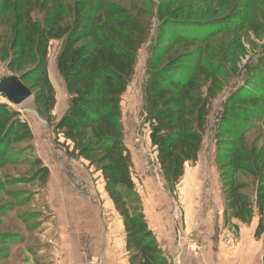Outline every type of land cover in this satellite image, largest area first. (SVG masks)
<instances>
[{
    "label": "rangeland",
    "instance_id": "obj_1",
    "mask_svg": "<svg viewBox=\"0 0 264 264\" xmlns=\"http://www.w3.org/2000/svg\"><path fill=\"white\" fill-rule=\"evenodd\" d=\"M110 1L137 16L147 28L134 75L122 96L121 119L133 160L132 207L145 216L162 252L174 264H263L264 233L255 236L259 217L256 214L251 222L244 223L225 212L223 170L216 157L217 128L224 103L243 87L256 91L258 84L264 83V73L251 74L264 66V0ZM63 2L72 5L74 0ZM161 5L164 13L167 7L175 9L183 19L221 17L217 24L221 29L214 38L173 46L174 53L187 51L190 58L204 55L205 70L217 77L202 152L198 162L185 166L186 174L192 173L188 182L183 176L173 192L161 173L144 109L146 67L153 48L174 44L175 35L163 27L165 22L158 17ZM30 7L26 0H10L8 11L0 14V82L19 77L36 64L31 45L18 46L24 39L11 44L12 21L18 15L24 17ZM65 13L70 21L71 13ZM45 15L35 10L32 22L41 21ZM63 40L52 39L48 46V77L56 98L53 122L60 119L69 104L57 68ZM32 47L36 48L35 43ZM210 73V77L200 78L204 97L212 83ZM26 84L32 96L19 105L0 94V104L6 103L18 113L15 119L26 121L32 133L31 139L12 142L0 154V264H130L123 220L105 189L101 171L83 158L69 157L63 138L56 140L53 125L37 110L41 86L32 80ZM243 127L244 147L263 148L264 103ZM239 132L225 133L222 141L239 138ZM36 159L49 169L45 180L37 174ZM237 179L246 184L243 192L255 199V178L241 172Z\"/></svg>",
    "mask_w": 264,
    "mask_h": 264
},
{
    "label": "trees",
    "instance_id": "obj_2",
    "mask_svg": "<svg viewBox=\"0 0 264 264\" xmlns=\"http://www.w3.org/2000/svg\"><path fill=\"white\" fill-rule=\"evenodd\" d=\"M63 1L26 0L30 9L24 17L18 15L12 21L11 44L24 39L18 46L31 45V57L36 63L19 77L25 85L32 80L41 86L37 110L53 125L56 140L63 138L62 145L69 157L83 158L101 171L105 189L123 220L130 264H174L162 252L145 216L136 212L130 203L135 183L133 160L121 119L122 96L134 75L138 52L147 39V28L137 16L110 0H74L72 5ZM9 7L10 0H2L0 14ZM38 9L46 15L41 21L32 22L31 13ZM66 11L71 13L70 21L66 20ZM175 11L167 7L164 13L162 5L159 9L158 17L165 22L163 27L175 35L174 44L153 48L146 67L144 103L151 144L157 152L167 188L172 192L182 180L186 164L195 163L199 158L217 80L208 71L213 79L204 97L200 93L203 83L200 78L210 77L205 70L204 55L190 58L187 51L174 53L173 46L185 42L205 43L221 29L217 25L221 17L206 21L183 19ZM56 38L64 39L57 68L64 80L69 104L60 119L53 122L56 98L48 77V46ZM255 72L264 73V66L252 70L251 74ZM258 86L256 91L243 87L224 103L217 128L216 157L217 165L223 170L225 212L244 223L251 222L257 214V238L264 233V147H244L246 127L243 126L258 110V105L264 103V83ZM0 108L1 154L8 144L31 139L32 133L26 121L15 119L18 113L6 103L0 104ZM239 130V138L222 141L225 133ZM35 165L37 174L45 180L48 167L39 159ZM241 172L255 178V199L243 192L246 184L237 179Z\"/></svg>",
    "mask_w": 264,
    "mask_h": 264
},
{
    "label": "water",
    "instance_id": "obj_3",
    "mask_svg": "<svg viewBox=\"0 0 264 264\" xmlns=\"http://www.w3.org/2000/svg\"><path fill=\"white\" fill-rule=\"evenodd\" d=\"M0 94L10 103L19 105L32 96V91L20 77L13 76L0 82Z\"/></svg>",
    "mask_w": 264,
    "mask_h": 264
},
{
    "label": "crops",
    "instance_id": "obj_4",
    "mask_svg": "<svg viewBox=\"0 0 264 264\" xmlns=\"http://www.w3.org/2000/svg\"><path fill=\"white\" fill-rule=\"evenodd\" d=\"M201 152H202V149H201ZM200 156V155H199ZM199 159V158H198ZM196 162H198V160L196 161ZM192 173L189 171V172H187V174H186V170H185V174H184V179H185V181H187L188 182V176L189 175H191ZM190 177V176H189Z\"/></svg>",
    "mask_w": 264,
    "mask_h": 264
},
{
    "label": "built area",
    "instance_id": "obj_5",
    "mask_svg": "<svg viewBox=\"0 0 264 264\" xmlns=\"http://www.w3.org/2000/svg\"><path fill=\"white\" fill-rule=\"evenodd\" d=\"M197 253V252H196Z\"/></svg>",
    "mask_w": 264,
    "mask_h": 264
}]
</instances>
